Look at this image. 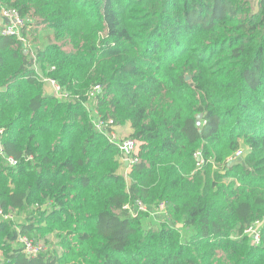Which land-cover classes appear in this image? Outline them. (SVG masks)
Masks as SVG:
<instances>
[{
	"label": "trees",
	"instance_id": "1",
	"mask_svg": "<svg viewBox=\"0 0 264 264\" xmlns=\"http://www.w3.org/2000/svg\"><path fill=\"white\" fill-rule=\"evenodd\" d=\"M0 3L53 34L28 53L0 35L1 145L19 160L0 153V204L23 218L0 217V264H264V226L260 244L246 233L264 221V0ZM97 84L99 114L140 144L129 181L81 101ZM138 199L191 237L146 228L124 208ZM19 234H57L62 251L29 257Z\"/></svg>",
	"mask_w": 264,
	"mask_h": 264
},
{
	"label": "built area",
	"instance_id": "2",
	"mask_svg": "<svg viewBox=\"0 0 264 264\" xmlns=\"http://www.w3.org/2000/svg\"><path fill=\"white\" fill-rule=\"evenodd\" d=\"M32 22V18L23 16L17 8L7 7L0 3V35L15 36L19 38L24 44L26 53H28L30 50H27L26 48L28 40L26 38L25 31L29 24H31ZM44 80L52 85L55 92L54 95L65 98L70 97L68 93H65L61 85L56 80L48 78H44ZM102 92L103 85L97 84L93 86L84 97L86 99H91L95 103L96 111L94 112V115L91 112L89 105L83 100H81V97L78 98L84 103V105L89 110L90 115L92 117V123L95 129L106 135L111 141L118 144L121 150L120 160L124 164V166L129 168L139 161V141L129 136L119 137V135L115 131L116 126L113 125V119L102 118L96 108L98 96ZM0 153L1 155H3L4 159L6 160L9 166H16L19 164L18 159L3 152V148L1 145V137ZM196 155L201 160V153L197 152ZM243 155V150L239 149L233 156L228 158V163L233 164L237 160H240ZM124 208L128 210L133 216L148 214V216L154 219H163L164 221L170 220V215L168 213L167 205L165 202H161L160 204L155 206H150L146 204L143 200L138 199L133 203H127ZM0 217L4 219L14 220L16 217V213H6L0 204ZM260 224L261 221L257 220L253 222L250 227L246 230V233L251 237V240L254 244L261 243V228L259 227ZM18 243H20L24 253L29 257H33L47 251V247L45 246V244L36 242L34 239L28 237L27 235L19 234Z\"/></svg>",
	"mask_w": 264,
	"mask_h": 264
},
{
	"label": "rangeland",
	"instance_id": "3",
	"mask_svg": "<svg viewBox=\"0 0 264 264\" xmlns=\"http://www.w3.org/2000/svg\"><path fill=\"white\" fill-rule=\"evenodd\" d=\"M241 1H244V0H241ZM249 1H252V4L255 5L257 0H249ZM32 21L33 22L29 24V26L26 28V32L28 35L27 37L28 42H27L26 48L27 50H30L31 52L32 51L35 52L36 50H40L41 48H44L48 42L52 41L53 34L51 33V31L44 29V27L42 26H39L38 29L34 30L35 21L34 19H32ZM41 77L44 81L45 92L49 94L52 93L53 92L52 87L48 82L44 80L45 76L42 73H41ZM83 101L89 105V108L91 109V112L94 115V112L96 111L95 103L91 99H86V98H83ZM98 102L96 104V108H98L97 107ZM241 148L243 150V154H244L243 156L246 157V155L249 152V147L246 145H242ZM122 171H123V166H122ZM127 180L129 181V178ZM16 217H18L17 218L18 222L23 220L22 216L20 215ZM142 219H143V224L146 228L150 226H160L161 223L164 221L163 219H154V218H151L150 216L142 217ZM168 222L181 231L182 240L186 241L191 237L192 230L187 228L182 221L169 220ZM263 226H264V221H261V224L259 227L262 229ZM35 240L39 243L45 244V246L47 247L45 256H48L54 250H58L59 252L62 251V249L59 246V236L57 234H49L47 235L46 239L37 238ZM4 261H5V257L0 252V263Z\"/></svg>",
	"mask_w": 264,
	"mask_h": 264
},
{
	"label": "crops",
	"instance_id": "4",
	"mask_svg": "<svg viewBox=\"0 0 264 264\" xmlns=\"http://www.w3.org/2000/svg\"><path fill=\"white\" fill-rule=\"evenodd\" d=\"M51 85V84H50ZM52 87V85H51ZM52 93L50 94H54V88L52 87ZM116 133L119 135V137H127L130 136L133 133V128L130 122H126L125 124L122 125H118L115 128ZM121 173L126 174L127 179H128V173H129V168L126 166H123V171L121 168Z\"/></svg>",
	"mask_w": 264,
	"mask_h": 264
},
{
	"label": "water",
	"instance_id": "5",
	"mask_svg": "<svg viewBox=\"0 0 264 264\" xmlns=\"http://www.w3.org/2000/svg\"><path fill=\"white\" fill-rule=\"evenodd\" d=\"M188 78H189V77H188ZM197 124H198L199 126L201 125V120H200V119H198ZM198 160H200V158H198Z\"/></svg>",
	"mask_w": 264,
	"mask_h": 264
}]
</instances>
